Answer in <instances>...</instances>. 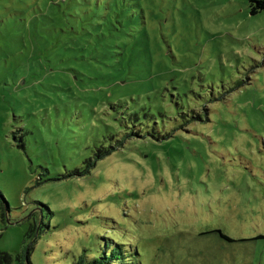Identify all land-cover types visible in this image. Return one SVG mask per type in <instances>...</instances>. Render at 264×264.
<instances>
[{
  "label": "rangeland",
  "instance_id": "374dc122",
  "mask_svg": "<svg viewBox=\"0 0 264 264\" xmlns=\"http://www.w3.org/2000/svg\"><path fill=\"white\" fill-rule=\"evenodd\" d=\"M0 191L33 264H264V12L0 0Z\"/></svg>",
  "mask_w": 264,
  "mask_h": 264
},
{
  "label": "trees",
  "instance_id": "16d2710c",
  "mask_svg": "<svg viewBox=\"0 0 264 264\" xmlns=\"http://www.w3.org/2000/svg\"><path fill=\"white\" fill-rule=\"evenodd\" d=\"M250 13L251 15H257L264 12V0H248ZM106 154V153H105ZM103 154L102 156H105ZM0 205L2 207V210L4 211L3 215H7V212H10V205L6 198L4 197L3 193L0 191ZM37 226L32 229V232L36 233ZM223 237L227 238L228 240H232L229 236L224 235ZM258 239H264V236H259ZM34 250V247H28L24 251V255H18L17 257H14L12 254L7 252H0V264H33L31 261V255ZM113 263H119V264H126V257L125 253L123 252L122 248L120 247L112 251L111 255L108 256V252L106 251L104 254H102V257L95 258V260L92 262H89V264H112ZM83 259L80 260V264H82Z\"/></svg>",
  "mask_w": 264,
  "mask_h": 264
}]
</instances>
